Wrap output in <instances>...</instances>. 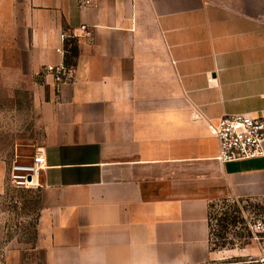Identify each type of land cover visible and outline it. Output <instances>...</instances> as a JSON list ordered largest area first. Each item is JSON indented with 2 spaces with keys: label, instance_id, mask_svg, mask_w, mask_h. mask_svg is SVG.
I'll list each match as a JSON object with an SVG mask.
<instances>
[{
  "label": "crops",
  "instance_id": "crops-1",
  "mask_svg": "<svg viewBox=\"0 0 264 264\" xmlns=\"http://www.w3.org/2000/svg\"><path fill=\"white\" fill-rule=\"evenodd\" d=\"M69 38L57 88L45 67ZM17 90L40 132V209L0 264H254V245L211 248L207 212L264 206V157L221 164L209 123L264 122V0H0V95Z\"/></svg>",
  "mask_w": 264,
  "mask_h": 264
},
{
  "label": "rangeland",
  "instance_id": "rangeland-1",
  "mask_svg": "<svg viewBox=\"0 0 264 264\" xmlns=\"http://www.w3.org/2000/svg\"><path fill=\"white\" fill-rule=\"evenodd\" d=\"M29 106L28 95L19 90L0 95V244L7 242L9 248L33 243L40 209L38 189L12 188L8 181L11 164L30 162L40 144V132L33 125ZM208 213L212 249L248 248L254 245L247 228L249 215L264 217V206L218 200L209 205Z\"/></svg>",
  "mask_w": 264,
  "mask_h": 264
},
{
  "label": "built area",
  "instance_id": "built-area-1",
  "mask_svg": "<svg viewBox=\"0 0 264 264\" xmlns=\"http://www.w3.org/2000/svg\"><path fill=\"white\" fill-rule=\"evenodd\" d=\"M96 1L77 0L80 7L91 6ZM55 52L61 56L67 53L64 48H57ZM45 72L52 76L57 88L69 83L74 77L73 67L65 65L64 62L45 67ZM210 81L208 78L209 83ZM209 128L217 140V160L221 164L264 157V122L260 117L250 114L225 115L213 124L209 123ZM41 170V158L36 150L30 162L15 161L11 164L8 174L9 185L17 189H37ZM247 228L251 241L259 250L254 264H264V217L251 213Z\"/></svg>",
  "mask_w": 264,
  "mask_h": 264
},
{
  "label": "trees",
  "instance_id": "trees-1",
  "mask_svg": "<svg viewBox=\"0 0 264 264\" xmlns=\"http://www.w3.org/2000/svg\"><path fill=\"white\" fill-rule=\"evenodd\" d=\"M64 49L67 52V54L65 55L64 64L67 66H71L72 59H74L77 55L76 41L72 38H69L68 40L64 42ZM208 212H209V207H208ZM208 212H207V217H208V223L210 227V218H209Z\"/></svg>",
  "mask_w": 264,
  "mask_h": 264
}]
</instances>
